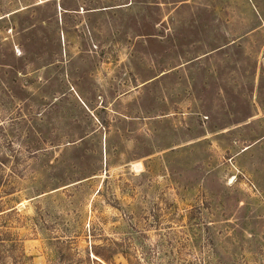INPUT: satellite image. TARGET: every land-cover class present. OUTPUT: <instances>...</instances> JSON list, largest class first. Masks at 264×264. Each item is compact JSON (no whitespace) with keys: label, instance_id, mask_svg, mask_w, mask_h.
<instances>
[{"label":"rangeland","instance_id":"1","mask_svg":"<svg viewBox=\"0 0 264 264\" xmlns=\"http://www.w3.org/2000/svg\"><path fill=\"white\" fill-rule=\"evenodd\" d=\"M0 264H264V0H0Z\"/></svg>","mask_w":264,"mask_h":264}]
</instances>
